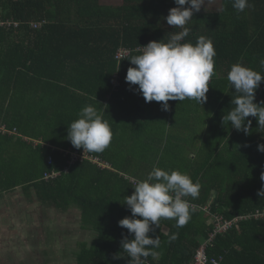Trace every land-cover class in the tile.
I'll return each mask as SVG.
<instances>
[{"label":"trees","instance_id":"obj_1","mask_svg":"<svg viewBox=\"0 0 264 264\" xmlns=\"http://www.w3.org/2000/svg\"><path fill=\"white\" fill-rule=\"evenodd\" d=\"M226 2L222 11L194 13L185 38L195 44L199 36H206L216 51L207 101L197 103V111L205 120L206 135L221 145L219 152L205 154L200 146L194 156L187 151L177 153L175 147L166 146L170 137L164 140V147L158 137L143 146L156 157L153 166L178 169L200 182L199 197H187L189 202L209 205L211 212L232 219L264 212V197L257 195L264 186L260 179L264 153L257 150L264 143V129L251 116L247 118L252 121L248 135L230 123L222 124V116L234 107L231 100L237 95L227 80L231 66L240 62L264 74L259 63L264 59V0H248L243 12L232 7V0ZM175 6L174 0H123L117 7L100 0H0V125L18 131L0 130V196L21 187L31 196L34 193L47 209H77L82 228L96 235L91 244L82 243L77 264H129L121 240L125 236L131 239L133 234L118 221L131 216L123 202L134 191V182L123 173L137 175L132 166L120 165V157L133 156L127 143L139 136V128L130 124L143 126L144 133L150 131V120L138 109L152 105L147 117L157 115L151 120L162 131L168 120L174 122L178 106L163 113L161 102L146 103L133 90L138 86L130 87L125 81L132 66L127 58L141 54L138 47L153 40L167 42L179 31L163 19ZM33 22L42 25L34 28ZM123 47L132 52L118 61L116 54ZM262 101L264 80L254 102ZM176 102L195 101L168 103ZM88 104L105 109L103 117L111 126L112 141L102 153L85 152L87 158L71 163L70 152L84 151L66 139L68 124ZM201 128L197 136L202 134ZM51 172L60 174L46 178ZM140 177H136L138 181ZM213 190L216 193L210 202ZM175 223L162 219L161 227L149 232L161 239L156 249L160 255L149 257V262L192 264L197 248L213 230L211 215L197 210L184 227L177 228ZM164 232L178 233V237L169 242ZM117 253L122 256L114 258ZM208 254L222 256L220 264H264V217L242 220L218 235Z\"/></svg>","mask_w":264,"mask_h":264},{"label":"clouds","instance_id":"obj_2","mask_svg":"<svg viewBox=\"0 0 264 264\" xmlns=\"http://www.w3.org/2000/svg\"><path fill=\"white\" fill-rule=\"evenodd\" d=\"M174 3L176 6L170 8L163 19L179 31L174 32L167 42L153 40L141 46V54L127 58L132 66L125 76L130 87L138 86L133 90L139 92L146 103L161 102L164 111L169 110V101L187 99L199 105L205 103L209 83L215 75L216 51L211 39L201 35L195 44L185 41L190 33L186 25L194 13L201 10L205 0H174ZM232 7L243 12L248 7V0H232ZM259 63L264 68V59ZM227 80L237 95L231 100L234 107L222 116V124L230 123L232 128L248 135L252 121L247 118L251 116L256 118L258 128L264 129V101L254 102L264 74L237 62L228 71ZM104 111L92 104L85 105L78 113V119L68 124L66 139L84 152L105 151L112 141L113 132L103 117ZM257 150L264 153V143L258 144ZM260 179L264 181V172ZM132 186L133 193L125 196L123 202L130 209L131 216L120 219L118 225L133 234V238L125 236L121 240V248L130 257L129 264H147L149 257L158 258L160 253L156 249L161 245L160 236L153 238L149 232L160 228L162 219L175 220V227H184L196 211L186 198H198L201 184L178 169L169 171L153 166L146 179L136 181ZM257 195L264 197V186ZM163 234L168 236L169 242L178 237V233ZM120 253L114 258H120Z\"/></svg>","mask_w":264,"mask_h":264},{"label":"crops","instance_id":"obj_3","mask_svg":"<svg viewBox=\"0 0 264 264\" xmlns=\"http://www.w3.org/2000/svg\"><path fill=\"white\" fill-rule=\"evenodd\" d=\"M205 1H218V4L215 6V9H203L199 11L200 13L205 12H219L222 11L224 8V4L227 3V0H205ZM102 0H100V3ZM102 4V3H101ZM103 5L107 6H122L123 2L121 3H110L109 1L104 2ZM184 102V101H183ZM170 110L173 112V108L177 107L176 109V115L174 117V122L170 119L168 120L166 124V129L157 128L158 122H155L154 120L157 118V115H149L150 117H147V114H150L149 111L152 109V105L144 106L142 109H138L142 114L146 116L147 119L150 120L151 126L150 131H147V133H144L143 126H136V124H130L132 127L139 128V136L137 138H134L130 140L127 143V149L128 151H133L132 155H127L120 157V165L124 168H128L129 166L133 167V170L137 175L130 176L129 174H124L126 177L130 178H136L140 177L139 180H144L147 177V174L152 170L153 168V161L156 158L153 155V152H149L146 147L143 146V144L147 143L149 141L152 143L153 139L155 137H158V140L161 141L162 147H164V140H167L168 137L171 138V141L167 140V147L173 148V151L176 150L177 153H193L192 156H194L196 153H198V147L203 146L202 151L203 153H215L219 152V149L221 148L215 144L208 135H206L205 129V120H203L197 111L198 106L197 103H170ZM162 109V107H160ZM187 109V111H186ZM161 112L164 113V110ZM172 112H170L172 114ZM168 117L170 114L167 112ZM206 115V114H205ZM204 115V117H205ZM152 116V117H151ZM136 119V117H134ZM203 120V121H202ZM133 123V121H130ZM202 127V128H201ZM202 129V134L200 132H197ZM178 147V148H177ZM209 147L210 149H208ZM133 148V149H132ZM137 148L139 149L137 151ZM177 148V149H176ZM137 151V152H136ZM163 153V151L160 152V155ZM168 157H171L173 155L172 153H168ZM191 156V157H192ZM173 159V158H172ZM175 161V160H174ZM185 161L182 160V163ZM148 168V169H147ZM150 168V169H149ZM140 175V176H139ZM135 176V177H134ZM138 179V178H136ZM216 190L212 191V196L209 199L210 202L215 197ZM33 193V196L29 195L28 192L26 193L23 188L19 187L14 191H7L4 192L0 196V264H27V258L30 256V247L28 250H24L25 247H23V241L24 238L18 236L16 234V226L15 222L16 220L20 219L23 215L22 212L24 209H27L28 214L31 213V211H37L33 208L40 209L44 208L46 211H48L52 215L51 222H55V220H61L62 214L67 211L59 210L55 207H51L47 209L44 205V202L36 197V195ZM76 208V207H75ZM32 209V210H31ZM77 210V209H76ZM68 211H73L72 209H69ZM76 211V217L77 216ZM59 220V221H60ZM80 223V221H78ZM78 224V223H77ZM29 233V232H28ZM17 235V236H16ZM12 238V239H11ZM21 240L19 241L20 247H16L12 243V240ZM32 239V236L30 235V240ZM26 240V239H25ZM30 240L28 243L30 244ZM21 242V243H20ZM15 243V242H14ZM18 244V246H19ZM35 245H37L35 243ZM19 255V257H17Z\"/></svg>","mask_w":264,"mask_h":264},{"label":"rangeland","instance_id":"obj_4","mask_svg":"<svg viewBox=\"0 0 264 264\" xmlns=\"http://www.w3.org/2000/svg\"><path fill=\"white\" fill-rule=\"evenodd\" d=\"M107 1L123 2V0H102L101 3ZM217 4L218 1H205L201 8L215 9ZM33 209L37 211H31L29 214L27 209H24L21 214L23 216L15 222L16 234L24 238L22 244L24 250L30 247L31 253L27 258V264H77V253L82 243L91 244L96 238L93 231L82 228L78 222L79 218L76 217V210L67 211L62 214L60 221L56 219L55 222H51L52 215L44 208ZM19 241L21 240L14 239L12 243L20 247Z\"/></svg>","mask_w":264,"mask_h":264},{"label":"built area","instance_id":"obj_5","mask_svg":"<svg viewBox=\"0 0 264 264\" xmlns=\"http://www.w3.org/2000/svg\"><path fill=\"white\" fill-rule=\"evenodd\" d=\"M10 25L13 22H8ZM18 25V23H14ZM42 24L38 22H33L32 26L34 28L40 27ZM137 50H142L141 47H138ZM132 50L127 47L120 48L116 54V59L118 61H121L125 58H127L131 54ZM117 82V81H116ZM0 130L4 133H18L17 129L14 128L13 130L8 129L6 125H0ZM24 139H27V137H24ZM39 141H35V144H37ZM71 154V163H74L77 160H83L88 157V155L84 153H78V152H70ZM92 160L97 163L101 167H105L106 164H104L99 158H92ZM49 163L53 162V158L49 157L48 159ZM60 174V172H51L50 174H46V178H52L56 177ZM131 181L136 182L138 181L136 178H131ZM141 181V180H139ZM190 204L194 205L197 211L206 212L211 215V223L213 225V230L209 233V236L205 239V241L197 248L195 252V256L193 259L192 264H220L221 260L223 259L222 256L219 257H210L208 254V250L214 246V242L218 235L224 234L227 231H229L235 224H238L240 221L245 219H251L252 217L260 218L264 217V212L257 211L253 213L252 215H241L234 217L232 219H228L225 216L219 214V213H213L210 211L209 205H197L195 203L190 202ZM147 264H154L149 261H147Z\"/></svg>","mask_w":264,"mask_h":264}]
</instances>
